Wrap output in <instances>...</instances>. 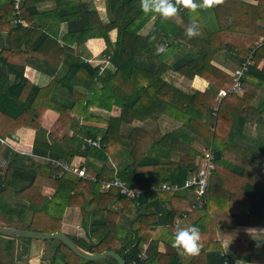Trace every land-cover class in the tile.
Here are the masks:
<instances>
[{
    "label": "trees",
    "instance_id": "16d2710c",
    "mask_svg": "<svg viewBox=\"0 0 264 264\" xmlns=\"http://www.w3.org/2000/svg\"><path fill=\"white\" fill-rule=\"evenodd\" d=\"M44 1L22 0L16 15L13 1L0 0V149L8 137L26 128L36 132L33 155L51 159L35 165L32 159L6 148L4 158L11 163L6 171L0 167V196L16 208L30 211L28 229L43 233L59 230L66 208H81L86 235L70 237L74 243L92 254L113 251L126 264H264L261 241H233L226 253L218 237L219 232L235 229L238 216H247L248 226L264 228V183L254 180L260 157L233 139L236 118L250 108L264 86V67L259 68L264 60V0H213L209 7L195 10L174 0L178 6L174 16L186 28L191 19L198 22L199 35L191 38L170 17L143 12L141 0H108L107 23L81 0H54V10L39 12L38 5ZM151 21L153 26L142 35ZM63 23L67 32L61 37ZM113 31L117 33L114 42ZM4 32H8L7 47ZM95 38L106 45L102 55L109 58V66L103 71L76 56L82 45ZM183 45L196 51L187 52ZM218 53L243 61L252 57L242 78L243 93H228L220 101L218 90L230 91L233 79L212 64ZM27 57H36L55 70L65 66L66 73L52 76L45 87L36 86L24 77ZM168 71L187 80L200 77L210 89L183 92L163 79ZM114 107L121 109L120 118L106 120L91 114L92 108L110 112ZM49 110L59 118L46 131L42 119ZM162 116L180 123L168 133L187 146V152L175 154L177 160L162 146L166 135L158 140L145 129L132 127L135 121ZM124 126L130 128L124 149L127 163L118 164L119 176L136 191L161 183L183 186L196 173L202 151L210 147L214 151L216 171L205 204L201 209L186 210L187 217L177 226L200 229L197 254L185 255L171 246L177 228L174 219L186 207L172 208L164 216L160 211L149 213L151 206L172 198V193L146 192L132 201L116 188L101 192V183L110 182L114 172L94 167V162L106 163L122 150L119 138ZM69 127L72 137L66 134ZM98 139L100 147L87 142ZM195 142L204 148L195 149ZM261 151L264 153V144ZM75 158L85 160L96 181L64 172L57 165L70 164ZM20 159L30 165L22 167ZM45 187L55 190L49 201L40 197ZM116 202L122 207L118 214L111 210ZM87 203L94 212L85 211ZM134 205L145 208L132 218ZM120 214L126 219L121 225L117 223ZM146 244L147 258L143 260L140 256ZM160 244L165 247L163 253ZM57 259L62 264L97 263L79 257L62 242L51 264L58 263ZM105 262L118 264L111 257Z\"/></svg>",
    "mask_w": 264,
    "mask_h": 264
},
{
    "label": "crops",
    "instance_id": "0c3cea01",
    "mask_svg": "<svg viewBox=\"0 0 264 264\" xmlns=\"http://www.w3.org/2000/svg\"><path fill=\"white\" fill-rule=\"evenodd\" d=\"M9 1L12 2V0H9ZM81 1L82 3L87 4L89 6V9L96 10V12L100 16V19L104 23L108 22V16H107L108 0H81ZM55 8H56V4L54 0H45L44 2H41L38 5L39 12L50 11V10H54ZM170 20L176 23L177 25H179L180 27L187 29L184 23L182 22V20L178 16H172L170 17ZM153 24H154V21H151L148 25H146V27L142 30L141 34L146 35L151 29V27L153 26ZM15 25L16 24L13 23V26ZM66 32H67V24L63 23L61 25V30H60L61 37H63V35ZM7 34L8 32H4L3 33L4 37L2 38L5 47L8 46ZM116 35H117L116 31H113L110 34V37L113 42L116 40ZM61 37L58 40L59 42L61 41ZM105 49H106V45L103 39H98V38L90 39L77 50L78 53L76 56L80 58L81 60L91 63L92 65L101 66L103 68L102 69L103 71L109 66V63L107 64V62H109L108 61L109 58L102 55ZM183 49L187 52H193L195 50V48L187 46V45H183ZM27 59L29 60V65L25 68L24 77L27 78L31 83H33L36 86L45 87L50 83L52 76L61 77L66 73L65 66L61 67L59 70H55L52 67L46 65L44 62H42L36 57H27ZM244 62L245 61L240 60L236 57H230V56H226L224 53H218L216 55V60L214 59L212 61V64L216 66V68L219 69L220 71L224 72L225 74L229 76H232L233 72L236 69H238ZM263 67H264V60H262L259 65L260 69H263ZM170 78H175V79L177 78L178 81L175 82L173 80H170ZM163 79L169 84H172L176 88L186 93H193V92H188L187 87H190L189 85H191L190 88H193L195 92L196 91L205 92L206 90L210 89V84L204 79H201L200 77H195L193 80H187L173 71H168L166 74H164ZM221 90L223 89L218 90V92ZM240 93L242 94L243 92H240ZM91 114L100 116L101 118L106 119V120H110L112 118H120L122 111L120 108H117V107H114L110 112L102 110V109H98V108H92ZM249 117H254V120H252ZM58 118H59V115L56 112L52 110L47 111L42 119V127L46 131H50L52 127L55 125V123L57 122ZM234 126L237 128V130L235 131L233 139L238 144H240L243 147L248 148L253 153H255L257 156L260 157V163L258 165V168L256 169L254 180L258 183H264V153L261 151L262 146L264 144V86L258 93V96L252 102L250 108H247L245 112L241 111V114L238 115V117L236 118V121L234 122ZM102 127H104V125H102ZM132 127H141L145 129L146 131H148L149 133H151V135L154 136L158 140L166 135L162 140V146L165 149L172 151V153L174 154L173 155L174 160H177L176 155L178 152H181V153L187 152V146L180 139H178L177 137L171 134H168V133L174 132V130L180 127V123H178L177 121L171 118L162 116L157 120H149L146 122L135 121L132 124ZM129 129H130L129 126L123 127V133L119 138V143L123 148L120 152L116 154L115 157H113L114 159L110 158V160L106 163L96 161L94 162V167H97L100 169H102L103 167H107L111 169L110 161H113L115 164H117L119 174H120V167L118 164L127 163L126 153L124 152V149L127 147V135H128ZM66 134L69 137L73 136V131L71 130L70 127L66 130ZM35 139H36V132L34 130L26 129V128L20 129L16 132V134L12 135L11 137H8L4 141V144L2 145V148L0 149V167L3 169V171L5 170L4 168H6L7 170L11 163V159L4 158L5 149L8 147L11 148L15 153L19 154L22 158L32 159L35 165H44L50 162L51 160L50 158L33 155V146H34ZM202 146L203 145L200 142H195L193 144V147L199 151H201L204 148V146L203 147ZM203 152L204 150L202 151V156H203ZM202 156H200L197 159V169H198V165L200 164L199 160H201ZM79 159H82V158H75V160L72 163L75 164L79 162ZM19 162L23 163L24 166L21 165L22 167H27L30 165L29 162L23 159H20ZM85 169L89 177L95 178L94 177L95 174L92 169H90L87 166H85ZM191 176H189L187 180ZM163 184H167L172 187H177L178 189L171 190V191H163L160 189V187ZM184 185L180 186L178 184L161 183V185L159 186L149 185V187L143 189L142 191H136L133 187L129 185L130 188H132L135 192L140 193L139 199H134V200L129 199V200L138 201L141 199L143 193H146V192H150V193L160 192V193H168V194L172 193L171 194L173 196L172 198H169L167 201L159 202L155 206H151V208H149L150 211L149 210L148 211L149 213H158L160 211V215L162 214L164 216L168 214L172 210V208L181 209V208L186 207L183 210V213L181 214V216L176 217L174 219V226L177 227L180 224V222L184 218L187 217V213H186L187 211L199 209L195 207L196 195L194 191L191 189H185ZM152 187H154L155 189L151 190ZM108 191L109 190L102 189V185H101L102 193H106ZM54 194H55V190L52 188L45 187L40 191V197L48 201L53 198ZM8 204L10 205L11 208L15 207L14 205L10 203ZM144 208H145L144 206L143 208H140L134 205L132 208V218H135L137 214ZM121 209L122 207L119 202L113 203L111 206V210L113 212H116L117 214L120 213ZM22 211L23 213L20 212V214H18V216L15 217L16 219L14 218V221L17 223L16 225L14 226L0 225V227L20 229L16 227H18V224H24V223H26L28 226L31 220V217H32L31 212L28 210H22ZM85 211L94 212V208H91L89 204L87 203L85 206ZM236 219H237V225L235 226V229L233 231L218 233L219 240L222 242L226 253H229L231 251L233 241H238V240L240 241H261L262 245L264 244V231H260L261 229H264V228L248 226L247 216L245 217L238 216ZM83 221H84V217H83V212L81 208L68 207L66 208L64 212L60 225H58L59 230L54 233L61 232L67 235L68 237L85 238L86 233L82 226ZM125 222H126L125 217L120 214L117 223L121 225V224H124ZM74 228L80 229L82 233L81 232L77 233L76 230H74ZM44 233H48V232H44ZM7 239L10 240L11 243H13V240H14L15 241L14 244L16 245H18V242L20 240L19 238H15V237H8ZM24 240L26 242L25 244L27 245H30L31 242H38L39 244L37 245L39 249L38 256L41 258L42 264H51V261L56 251H58V248L61 242L59 240H39V241H30L28 239H24ZM147 248H148V245L146 244L144 246V253H143L145 255H146ZM2 250L3 249L0 247V253L3 254ZM159 251L162 253L165 251V247L163 244H160ZM107 259L108 258L103 259L98 262L100 263L105 262ZM36 262H38L37 259H36ZM30 264H34L32 260L30 261ZM56 264H59V263H56ZM60 264L62 263L60 262Z\"/></svg>",
    "mask_w": 264,
    "mask_h": 264
},
{
    "label": "built area",
    "instance_id": "2783aa9c",
    "mask_svg": "<svg viewBox=\"0 0 264 264\" xmlns=\"http://www.w3.org/2000/svg\"><path fill=\"white\" fill-rule=\"evenodd\" d=\"M14 6V12L17 15L19 13L21 0H12ZM20 23V21H18ZM108 64V62H107ZM252 65V57L250 56L238 69H236L232 74L233 85L230 91L221 90L218 92V99H223L227 96L228 93H239L242 91V78L248 72L249 67ZM103 69V68H102ZM89 144L94 147H100V139L92 141L87 140ZM4 143V142H2ZM202 161L198 165L197 172L192 175L185 183V189H191L196 195L195 207L201 209L205 204V197L207 194L208 186L210 183V178L212 174L216 171V157L212 148L205 149L202 156ZM111 169L114 172V178L110 182H102V189L110 190L111 188H116L119 190L121 196L127 199H139L140 193L135 192L130 188L129 184L119 176V170L117 164L113 161H110ZM57 165L61 166L64 172L72 173L81 178H88L87 171L85 169V160L79 159V162L73 163H58ZM60 177V176H57ZM96 181V178H92ZM155 188L152 187L151 190ZM163 191L177 190V187H172L167 184H163L160 187ZM146 248V247H145ZM143 260L147 258L145 254L140 256Z\"/></svg>",
    "mask_w": 264,
    "mask_h": 264
},
{
    "label": "clouds",
    "instance_id": "9594fccd",
    "mask_svg": "<svg viewBox=\"0 0 264 264\" xmlns=\"http://www.w3.org/2000/svg\"><path fill=\"white\" fill-rule=\"evenodd\" d=\"M180 3L189 10H195L209 7L213 0H180ZM140 6L143 12L158 14L161 18L172 17L178 11L174 0H141ZM185 34L189 38L199 35L196 19L190 20ZM260 231H264V229ZM200 240L201 233L198 227H177L172 235L171 246L185 255H195L199 252Z\"/></svg>",
    "mask_w": 264,
    "mask_h": 264
},
{
    "label": "rangeland",
    "instance_id": "374dc122",
    "mask_svg": "<svg viewBox=\"0 0 264 264\" xmlns=\"http://www.w3.org/2000/svg\"><path fill=\"white\" fill-rule=\"evenodd\" d=\"M216 60V57H214ZM213 59V60H214ZM170 80H173L175 82L178 81L176 78H170ZM191 87V85H189ZM183 87V86H182ZM187 87L188 92H195L193 88ZM204 146V145H203ZM202 146V147H203ZM202 161L199 160V163ZM6 171V168H4ZM20 212L23 213L21 209H18L16 207L11 208L8 202L5 198L0 196V225H7V226H14L17 223L14 221V218L20 214ZM16 219V218H15ZM16 227V226H15ZM22 230H27L29 228V225L27 226L26 223L24 224H18V227ZM76 232H81L80 229L74 228ZM76 233V234H77ZM82 233V232H81ZM9 236H0V247L3 249L2 253H0V264H30V261L34 264H42L41 258L38 256V242H31L30 245L25 244V238H19L18 245L14 244L15 241L13 240V243H11L10 240H8ZM30 241H39L36 239H28ZM36 246V247H35ZM6 247V248H5ZM6 253V254H5ZM36 259L38 262H36ZM57 262L60 264L59 259H57ZM96 264H107L106 262H97ZM116 264V263H112Z\"/></svg>",
    "mask_w": 264,
    "mask_h": 264
},
{
    "label": "water",
    "instance_id": "95a60500",
    "mask_svg": "<svg viewBox=\"0 0 264 264\" xmlns=\"http://www.w3.org/2000/svg\"><path fill=\"white\" fill-rule=\"evenodd\" d=\"M0 236H9L15 238L36 239V240H59L69 247L79 257L88 261H101L106 258H113L118 264H126L125 260L113 251H105L103 253H88L80 249L74 241L64 233H42L30 230L13 229L8 227H0Z\"/></svg>",
    "mask_w": 264,
    "mask_h": 264
}]
</instances>
